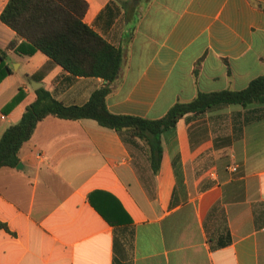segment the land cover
Masks as SVG:
<instances>
[{"label": "crops", "instance_id": "1", "mask_svg": "<svg viewBox=\"0 0 264 264\" xmlns=\"http://www.w3.org/2000/svg\"><path fill=\"white\" fill-rule=\"evenodd\" d=\"M84 1L83 22L123 52L106 97L114 115L160 119L264 75V0ZM12 41L0 21V49ZM6 63L0 138L37 89L81 106L106 85L40 52L9 50ZM160 141L154 174L138 138L91 119L40 121L20 166L0 169V264H264V105L186 114Z\"/></svg>", "mask_w": 264, "mask_h": 264}, {"label": "trees", "instance_id": "2", "mask_svg": "<svg viewBox=\"0 0 264 264\" xmlns=\"http://www.w3.org/2000/svg\"><path fill=\"white\" fill-rule=\"evenodd\" d=\"M86 10L84 0H9L2 10L0 21L15 32L20 42L12 41L6 49H0V82L12 72L6 63L7 52L12 50L20 56L40 52L71 75L101 78L106 85L93 92L88 102L81 106H65L48 91L37 89L36 99L26 106L20 121L9 126L0 138V169L15 168L19 164V151L32 137L36 125L53 116L63 120L91 119L101 127L138 138L147 148L151 170L155 174L162 154L161 134L174 127L184 115H200L228 105L243 108L264 105L262 75L243 90L199 92L188 103L174 104L160 119L110 113L106 97L119 74L123 52L83 22ZM23 97L24 93L19 89L3 112H10ZM6 228L0 222V230Z\"/></svg>", "mask_w": 264, "mask_h": 264}, {"label": "built area", "instance_id": "3", "mask_svg": "<svg viewBox=\"0 0 264 264\" xmlns=\"http://www.w3.org/2000/svg\"><path fill=\"white\" fill-rule=\"evenodd\" d=\"M231 171H232V172H236V171H237V167H236V166L232 167V168H231ZM209 176H210V177H214V173H213V172H210V173H209Z\"/></svg>", "mask_w": 264, "mask_h": 264}, {"label": "water", "instance_id": "4", "mask_svg": "<svg viewBox=\"0 0 264 264\" xmlns=\"http://www.w3.org/2000/svg\"><path fill=\"white\" fill-rule=\"evenodd\" d=\"M20 165L18 164L17 166H16V168H18Z\"/></svg>", "mask_w": 264, "mask_h": 264}, {"label": "rangeland", "instance_id": "5", "mask_svg": "<svg viewBox=\"0 0 264 264\" xmlns=\"http://www.w3.org/2000/svg\"><path fill=\"white\" fill-rule=\"evenodd\" d=\"M16 64V63H15ZM14 68V65L12 66Z\"/></svg>", "mask_w": 264, "mask_h": 264}]
</instances>
